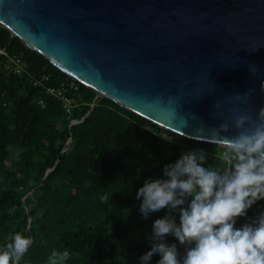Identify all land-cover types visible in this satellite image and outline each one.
I'll return each mask as SVG.
<instances>
[{
	"label": "trees",
	"instance_id": "trees-1",
	"mask_svg": "<svg viewBox=\"0 0 264 264\" xmlns=\"http://www.w3.org/2000/svg\"><path fill=\"white\" fill-rule=\"evenodd\" d=\"M2 49L21 56L29 74H3L0 66V250L22 232L33 243L20 264H49L54 251L65 250L64 264H141L153 222L168 209L145 218L136 193L188 151L203 149L205 166L227 167L218 156L226 147L168 131L78 81L70 93L77 106L67 114L32 78L46 71L57 84L70 76L0 25ZM6 60L0 54V64ZM252 220L249 209L236 227ZM165 241L184 257L174 236Z\"/></svg>",
	"mask_w": 264,
	"mask_h": 264
},
{
	"label": "water",
	"instance_id": "water-1",
	"mask_svg": "<svg viewBox=\"0 0 264 264\" xmlns=\"http://www.w3.org/2000/svg\"><path fill=\"white\" fill-rule=\"evenodd\" d=\"M0 25L173 133L225 147L262 123L264 0H0Z\"/></svg>",
	"mask_w": 264,
	"mask_h": 264
},
{
	"label": "clouds",
	"instance_id": "clouds-1",
	"mask_svg": "<svg viewBox=\"0 0 264 264\" xmlns=\"http://www.w3.org/2000/svg\"><path fill=\"white\" fill-rule=\"evenodd\" d=\"M259 120L262 123L254 129H245L248 118L236 119L241 131L225 146L227 167L205 166L206 151L192 150L165 165L163 178L144 182L136 193L142 198L141 214L147 218L163 209L168 214L153 222L152 247L140 258L141 264H149L154 254L161 257L158 264H264V213L236 227L238 218L264 200V109ZM228 131L224 123L212 133ZM169 235L185 246L182 259L176 243L165 241ZM32 243L31 236L17 232L0 250V264H20ZM69 258L67 250L54 251L49 264H64Z\"/></svg>",
	"mask_w": 264,
	"mask_h": 264
},
{
	"label": "built area",
	"instance_id": "built-area-1",
	"mask_svg": "<svg viewBox=\"0 0 264 264\" xmlns=\"http://www.w3.org/2000/svg\"><path fill=\"white\" fill-rule=\"evenodd\" d=\"M0 54L7 58L6 61L1 62L0 64L3 74L13 73L20 77L29 74L28 63L21 56H9L6 53L5 49L0 50ZM53 79L54 78L50 72L44 71L32 78V85L35 88H39L40 90H42L44 95H46L47 97L56 98L61 102L66 113L72 114L73 110L77 106V103L75 98L71 96L70 93L72 90H77L78 80L70 76V79L67 78L57 84H54ZM39 103L41 104V106H44L45 99L42 98ZM76 122V120H73V123ZM225 151L226 149L223 150L218 156L223 158ZM250 211L253 214V220H255L261 213H264V200L255 203L250 208Z\"/></svg>",
	"mask_w": 264,
	"mask_h": 264
}]
</instances>
